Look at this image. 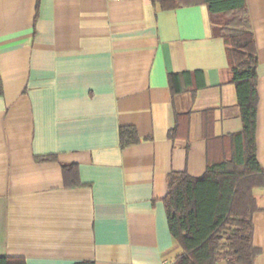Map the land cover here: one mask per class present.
<instances>
[{"label":"crops","instance_id":"1","mask_svg":"<svg viewBox=\"0 0 264 264\" xmlns=\"http://www.w3.org/2000/svg\"><path fill=\"white\" fill-rule=\"evenodd\" d=\"M246 7L263 178L253 189L254 264H264V0ZM196 71L205 86L172 96L169 75ZM231 77L205 4L0 0V256L171 264L182 248L167 224V176H199L217 154L218 142L202 136L203 111H213L214 137L241 131ZM122 127L135 130L136 143L120 145ZM46 156L55 159L37 160ZM68 165L78 185L64 175Z\"/></svg>","mask_w":264,"mask_h":264},{"label":"trees","instance_id":"2","mask_svg":"<svg viewBox=\"0 0 264 264\" xmlns=\"http://www.w3.org/2000/svg\"><path fill=\"white\" fill-rule=\"evenodd\" d=\"M161 9L205 4L208 8L214 36L226 46L231 82L234 84L240 108L242 129L229 136L214 137L213 111H203L202 136L205 141H217L215 156H208L204 172L191 176L185 171H173L167 176L168 190L163 199L170 234L182 248L171 264H254L259 254L253 245L252 215L256 210L253 189L263 184L262 168L256 157L257 124V56L246 0H154ZM200 71L169 75L172 96L189 89H201ZM201 78V77H200ZM203 80V79H202ZM2 84L0 80V94ZM185 115L177 117L188 119ZM179 121V120H178ZM186 122V136L188 134ZM176 125L171 139L179 134ZM120 145L136 143L133 128L120 129ZM213 146V145H212ZM209 152V149H208ZM54 156L37 160H54ZM64 175L78 185L76 168L63 166ZM69 185V182H68ZM0 264H26L22 258L0 256ZM72 264H95L81 261Z\"/></svg>","mask_w":264,"mask_h":264},{"label":"built area","instance_id":"3","mask_svg":"<svg viewBox=\"0 0 264 264\" xmlns=\"http://www.w3.org/2000/svg\"><path fill=\"white\" fill-rule=\"evenodd\" d=\"M109 1H118V0H109Z\"/></svg>","mask_w":264,"mask_h":264}]
</instances>
